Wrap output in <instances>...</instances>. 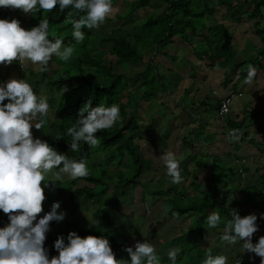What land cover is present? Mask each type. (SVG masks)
Returning a JSON list of instances; mask_svg holds the SVG:
<instances>
[{
  "label": "clouds",
  "instance_id": "clouds-1",
  "mask_svg": "<svg viewBox=\"0 0 264 264\" xmlns=\"http://www.w3.org/2000/svg\"><path fill=\"white\" fill-rule=\"evenodd\" d=\"M57 6L61 12L72 9L67 12L65 23L71 25V34L77 43L85 39L82 29H98L118 11L113 0H0V8L19 10L26 15L51 12ZM79 13L82 15L76 18L75 14ZM49 28L48 19H40L38 26L30 30L21 27L17 19H0V65L29 62L44 72L53 57L68 62L75 47L65 46L58 38L50 39ZM255 76V67L248 65L245 83H251ZM65 91L67 89L62 88L61 94ZM50 110L47 97L37 95L25 79L10 78L0 84V212L8 218V224L0 227V264H161L156 247L147 240L136 242L133 247L126 244L124 251L129 259L125 260L116 258L104 236L81 238L75 232L68 233L67 243L63 236H58L53 245L58 255L49 258L44 244L50 223L63 220L64 214H58L60 204L55 202L51 210L41 216L47 199L45 188L49 184L56 186L55 181H61L64 176L75 180L90 174L86 160L58 153L47 142L34 138L31 130L45 126ZM223 110L227 112V106ZM119 121L117 104L92 107L89 100L80 108L74 124L67 128L70 151H79L81 143L98 146L97 133L111 129ZM240 135L239 130H229L227 138L236 142ZM160 159L171 182L181 183L183 177L176 155L169 151ZM49 175L53 180L45 183ZM257 219L255 214L241 217L232 210L220 239L233 245L242 241L243 253L254 254L260 258V264H264V236L255 244L252 242L259 230ZM260 219H264V215ZM206 223L209 228H217L221 223L220 213L211 212ZM180 251L178 247L168 250L169 264H178ZM203 264H229V261L223 254L209 253Z\"/></svg>",
  "mask_w": 264,
  "mask_h": 264
},
{
  "label": "rangeland",
  "instance_id": "rangeland-1",
  "mask_svg": "<svg viewBox=\"0 0 264 264\" xmlns=\"http://www.w3.org/2000/svg\"><path fill=\"white\" fill-rule=\"evenodd\" d=\"M133 0H115L113 2L114 6L118 8V11L115 12L110 18H108L105 23L98 29H93L92 32L95 34L92 38V41L98 43L101 39L102 33H105V35L110 34L113 30L121 29L123 31H127L131 34H133L132 28L133 23L131 22H138L142 19H144L149 12H156L159 13L163 10L164 5L161 2H153L152 6L143 10H137L133 11L130 14H126L128 5ZM216 1V0H214ZM219 9V21L224 23L230 30H235L236 35V47H237V55L239 58H249L254 56V48H257L259 46V40L257 37L253 36L251 34L252 31H250L252 26V21H246L241 23H235L233 19L230 16V10L225 9L224 7H220ZM6 11V12H5ZM13 11L12 9H2L0 8V19H3L5 16H2L3 13H6L7 15H10L9 13ZM19 13V12H18ZM19 14H16L13 16L14 19H17ZM23 14V18H24ZM206 21L208 25H211L214 23V20L211 19V17H206ZM50 28V39H53L57 37L58 39H61L64 42V37L71 36V32L68 31H58V28L60 26H55L54 24H49ZM130 34V35H131ZM90 38V39H91ZM70 40V39H69ZM87 42L86 38L81 43H77L76 41L71 44V46L75 47V53L73 57L68 62L61 61L58 57H53L52 61L49 62V65L47 66L48 73L51 72L52 79H49L47 76V70L44 72H40L39 74L45 79L43 88L47 92V99L49 104L51 105V110L48 114V116L45 118L46 123L45 126L42 127V132H46L47 130L52 129L53 127L56 128L55 124L64 123L67 119L65 118L64 121L61 119L62 115L64 114V106L70 103H73L75 99H77L81 91L77 90L75 91L74 83L72 82V77L78 76L82 71L77 70L76 64L78 63V57L82 56L86 52L91 51L92 45L88 44L87 47H84V44ZM64 44V43H63ZM65 46H69L67 43L64 44ZM94 50L95 53H97L100 50L107 49V45L100 46L95 45ZM143 59L146 61L147 59H150L153 55V49L148 48V50L143 54ZM98 57V56H97ZM112 61H115L114 57H110ZM154 63L159 66L158 73L163 75L172 76L171 77V83L168 81V79H165L167 83L161 82L160 84L154 83L151 85H145L140 86L138 88L137 93L142 96V94L146 92H151L152 89L155 91H159L158 94H153L152 96H148L145 98L140 99V95H131L130 96V104L133 105L135 101L138 102V104H141L137 107L134 117L137 118L138 125H139V131L136 132V134L133 133L134 138L129 142L130 147L124 143L121 142L118 144V146L121 147V149H115L110 148L107 150L102 149L101 141L98 146L91 147L92 154L91 156L86 160L87 166L89 168V173L91 176L95 179H100L101 177V171L104 170V181H111L113 180V183L116 182H125L126 180H134L133 176L138 175L139 177H136L134 183L124 184L121 186L120 184H117V188L115 189V196H113L112 189L113 185L110 186L109 192L104 195L100 200L99 204H95L94 201L90 200H84L83 197L76 200L73 203H70L66 197L63 196V194H54L53 187L54 185H50L45 188V195L47 199L43 203V207L51 208L52 204L55 202H58L60 204V208L57 210L58 214L63 213L64 218L63 220L68 222H76L77 220H82L84 223H82V226L85 228H102V226L97 223V220L93 217L95 211L100 208L101 212L103 210H109L110 204H112V207L110 209V216L112 217V222L114 223L113 226H115L116 229H121L126 233V236L130 237L132 242L128 241L127 246L133 247L134 244L137 242V237H140L139 242H143V240H147L149 236L152 234L148 231L147 227H141V225H145L148 223L149 220L153 218L154 215H157L156 213L152 214V216H147L148 219L145 221H142V219H145L144 216L140 214V216H132L130 218L129 214H124L122 210L119 209L130 207V212H133L134 207L137 202H139L140 199H143L144 196H148L150 198V203L154 202V194H152L156 189H161V186H159L160 182H154L153 179L150 181L148 180L151 175H154V173L161 174L166 172V167L164 165V162L162 159H160V156L164 153L169 152L168 146L172 147L175 151L174 154L176 157H181V154H184V156H187L189 154H192V149L196 148V144L198 142L202 143L204 140H207L209 143H211L212 137L223 131L225 135H223L224 143L229 144V140H226V136L228 137V133L223 129V122L218 120L217 117V105L215 103V95L212 93L214 91L217 92V94L220 92V94H226L225 92L231 91V85H223L224 80V74L223 71L215 72L216 70H212L211 73H206V71L200 72L202 76H199L198 71L194 70H188L186 67V64L182 63L180 64L178 60L174 62H168L167 60H164L161 57L154 56L152 58ZM80 63V62H79ZM78 63V64H79ZM114 63V62H113ZM51 65V66H50ZM81 65L84 67L83 73L86 77L91 78L95 82H101L103 80V77L97 74V71L94 68H91L89 65ZM81 66V67H82ZM166 66L171 68L170 73H166ZM49 68V69H48ZM166 68V69H165ZM146 69L145 63H136L134 65H131L130 67H118L113 66V72L116 74L123 75L122 82H125V80H129L127 85H131V83L139 82L142 83V79L139 81L135 75L137 73H141ZM184 69V70H183ZM183 70V71H182ZM186 74V75H183ZM206 73V78L202 81L201 77H204V74ZM208 74V75H207ZM261 75H264V69L261 71V73L256 71V76L258 77V82L263 83L264 85V79H262ZM66 76L65 78L69 77L71 80L69 83H65L62 85H58L57 81L62 77ZM195 76V77H194ZM68 78V79H69ZM48 81L50 83L48 84ZM231 81L235 82V76L231 77ZM121 82V83H122ZM42 85V81L40 82ZM40 83L38 85L40 86ZM124 84V83H122ZM35 83L32 84L34 86ZM127 85H117L116 90L120 91L122 88H124L123 93L124 95H128L130 92V89L127 88ZM169 85V87H168ZM132 86V85H131ZM137 86V85H136ZM166 87V92H162L163 87ZM239 88L243 87L241 85H238ZM66 88L67 91H65L63 94H61V89ZM135 87H132L131 90L135 91ZM227 88V90H226ZM229 89V90H228ZM174 91L177 93L176 97H173V94H171L169 91ZM83 93L85 91H82ZM185 92V93H184ZM255 97V102H259L256 109L261 108L264 106V92L260 96H253ZM250 96L248 94L242 95L241 97H236L233 99L231 103V115H241L242 111L244 110V107L248 105ZM258 100V101H257ZM201 102L203 103L200 104ZM106 106L105 104H103ZM129 111V108L127 109V112ZM229 114V115H230ZM183 118V123H185V118L187 119H194L197 122H190L193 123V129L197 127L198 123L205 124V122L209 121L211 118L210 125L207 126L206 131L209 130V133H212L213 135L206 136V133H203L202 130H195L194 133H190L188 129H186V126L183 130L174 132L175 130V120ZM219 121V122H218ZM197 123V124H196ZM260 124H264V117L262 115L257 116L256 118V125L255 127L260 126ZM116 125V124H115ZM189 126V125H188ZM205 127V126H204ZM59 128V127H58ZM223 129V130H222ZM37 131L36 129H34ZM249 130V129H248ZM247 130V131H248ZM56 133L59 130H55ZM38 132V131H37ZM253 132H255V128L253 129ZM52 133V132H51ZM177 133V134H175ZM190 133V134H188ZM250 133H247L248 139ZM129 136V133H126L124 135V139H127ZM185 138L186 142H190V148L187 146H184V140ZM251 137L253 138V141L255 142L254 146L251 144L254 148L264 146V134H261L260 136H256V134H252ZM36 138H39L38 135H36ZM175 138L178 139V142L176 143L177 146H174ZM190 139V140H189ZM245 140H239L236 142H231L229 146L233 149L231 150V156L236 155V150L234 148V145H239L238 148H249L251 147L246 146L249 142ZM183 140V141H182ZM257 143V144H256ZM263 143V144H262ZM250 144V143H249ZM134 147L136 153L139 154V157L141 158L138 162L135 161L137 159L136 154H131L130 148ZM154 149H157L161 154L157 160L152 161V159L148 156L149 151H153ZM171 149V148H170ZM183 149L186 151H183ZM197 150V149H196ZM121 152L124 154L121 155ZM156 151L153 153L155 154ZM259 154H264V151L259 152ZM256 154V155H259ZM111 157V159H110ZM109 158V160H108ZM207 156H199L197 159V164H201L204 166L205 163H208ZM181 160V159H180ZM120 162V164H118ZM250 161L252 162V158H250ZM111 162V163H110ZM108 163V164H107ZM215 169L213 170V173L215 174L214 180L215 184L211 186V192L214 193L217 196H229L234 195L235 192L238 190V184L243 183L246 184V186H249L245 191V193H248L250 198H261V184H259L258 176L253 173L255 171L254 167H250V164L246 163L244 161L242 169H243V176H241L237 171L240 169V164H236L233 159L226 158L221 159V161H218L215 164ZM250 167V168H249ZM139 170V171H138ZM208 173V172H207ZM210 176L212 175V171H210ZM164 177L168 179L164 174ZM254 178V181H248L249 179ZM68 176H64L61 181H55L56 182H63L66 181ZM133 178V179H132ZM263 179V178H262ZM261 179V180H262ZM53 180V177L49 175V177L45 180V183H49ZM111 183V184H113ZM83 185V184H82ZM199 186H195L193 188H198ZM227 187V190H224ZM252 187H255L252 188ZM216 189V192H215ZM157 191V190H156ZM190 191V190H189ZM142 192V193H141ZM202 192L203 191L202 189ZM264 192V190H263ZM193 193V192H192ZM214 194H212L209 198L210 203H214ZM182 195L186 196V194L182 191ZM180 194V196H182ZM174 200L170 203L169 206H166V211L169 210L170 214H176L175 219L177 218H184L191 216L192 218L196 217V213L194 211L187 213V211H183V209L189 208L187 206H191L193 200L190 201H181L178 197H173ZM179 200H177V199ZM232 198V197H231ZM231 200L228 199V203L230 204ZM142 203V201H140ZM207 203V202H206ZM173 204L176 206H179L181 209V214L183 216L179 217L177 216V209H174L173 212H171V209L173 207ZM205 204V203H204ZM143 203L141 204V206ZM116 207V208H115ZM112 210V211H111ZM200 208L198 207L196 212H198ZM236 210V209H235ZM238 212V210H236ZM138 211H134V213L139 214ZM187 213V214H184ZM193 213V215H192ZM130 218V219H129ZM142 222V223H141ZM145 222V223H144ZM130 226V230L127 228ZM132 226V228H131ZM138 228V229H137ZM133 229V230H132ZM187 233V232H185ZM184 233V234H185ZM136 234V235H135ZM131 235V236H130ZM137 236V237H136ZM156 236L158 237V247H157V254L161 258V264H169L168 261L165 263L163 260L167 257L165 252V245L162 242L163 235L159 232H156ZM195 240L199 241V239H193L190 240L189 238L187 240L182 241L183 249L182 254L178 256L182 261H184V258L187 256L194 257L195 251H199L200 254H203V257L200 262H203L206 256L204 255L207 253V248H196L194 246ZM178 242H174L173 246H176ZM224 244L226 242H220L217 244ZM169 246V245H168ZM182 248V246H181ZM196 248V249H195ZM179 262V261H178ZM180 263V262H179ZM183 263V262H181ZM246 264V263H245Z\"/></svg>",
  "mask_w": 264,
  "mask_h": 264
},
{
  "label": "trees",
  "instance_id": "trees-1",
  "mask_svg": "<svg viewBox=\"0 0 264 264\" xmlns=\"http://www.w3.org/2000/svg\"><path fill=\"white\" fill-rule=\"evenodd\" d=\"M113 2H115V0H113ZM153 2L163 3V10L159 13L151 11L144 19L135 23L131 22L133 23V34L121 29H116L108 35H105V33L100 34L101 39L96 43L92 41L91 38L95 35L92 32L93 29H82V31L85 32V38L87 40L84 47L86 48L88 44L92 45V47L90 52H86L78 57V63H80L76 64L77 70L82 72L78 74V76L72 77L75 91L80 90L81 94L73 103L63 107L64 114L61 119L63 121L65 118L67 119L64 123L59 121V123L55 124L56 128L53 127L47 130L48 134L41 131V140L47 142L51 147L57 150L58 153L66 154L70 158L76 160H87L91 156V146L84 143H81L79 151L71 152L69 145L71 143V138L67 135V128L74 124L80 108L89 100H91L92 107H96L99 104H105L106 107L117 104L120 108L121 121L117 122L111 129L97 133V138L101 141L102 149L107 150L113 147L115 149H121V147L118 146L121 142L126 143L129 147L131 146L129 142L131 141L132 144V140L135 136L133 133L136 134V132L139 131L138 121L137 118L134 117V114L141 102L138 104V102L135 101L134 106L132 104L129 105L131 102L130 96L140 95L137 93L140 86H147L154 83L160 84L164 82L165 79H168L171 83L172 76L158 73L157 69L159 66L152 61L154 56L161 57L168 62L178 60L180 64H186L188 70L198 71V74H201L200 72L202 71H206L207 73L212 70H223V85H231V93L235 94L237 97L242 96L243 89L239 88L238 85L244 86L248 65L254 66L256 71L264 69V0H133L128 5L126 14L149 8L152 6ZM220 7L230 10V16L235 23L252 21L250 29V31H252L251 34L259 40V46L254 48L253 57H238L235 33L218 20V8ZM68 11H72V9L61 12L57 6L51 12L41 11L34 15L27 14L28 27L31 29L32 27L38 26L40 19H48L49 24L60 26L58 31H68L72 33L71 25L65 23ZM79 15H82V13L75 14V17L78 18ZM206 17H211L214 23L208 25ZM55 39H57V37L52 40ZM74 42L75 40L72 34L69 37H64V44L67 43L71 45ZM95 45H107V49H102L95 53L94 50H99L95 49ZM148 48L153 49V55L150 59L145 61L143 59V54ZM110 57H114L115 61H112ZM143 62L146 65V69L135 75L139 81L142 79V83H131L132 86L130 84L128 86L127 83L129 80L128 82L127 80L122 82L123 75L113 72V66L127 68L136 63ZM81 63L94 68L97 74L103 77V80L101 82H95L91 78L86 77L83 73L82 69L84 67ZM166 68V73L172 71L171 68L167 66ZM183 75L186 74L182 73V76ZM233 76H235V82L231 81V77ZM65 77L66 76H62L57 81L59 86L70 82L71 79ZM201 78L202 81L205 79L204 77ZM49 79H52V77ZM255 81L256 77L253 78L250 86L255 84ZM121 82L130 89L128 95H124V88H122L121 92L116 90L117 85H124ZM49 83L50 82H48V84ZM165 83L167 82L165 81ZM132 87H135L134 89L136 90L132 91ZM82 91L85 92L83 93ZM152 91H154V89L149 93L145 91L142 96L140 95V99L159 93V91H155V93ZM161 91L165 93L166 87L164 86ZM169 92L173 94V97H176V92L172 90ZM202 103L203 102L200 104ZM247 106L244 107L242 117L239 120L227 118L223 121V129L226 132H229V130H239L241 134L239 140L242 141L248 139L247 130L252 126L255 127L257 116L262 115L264 117V106L259 110H254L251 106ZM128 108L129 111L127 112ZM255 128L256 132L264 133V124H260V126ZM56 129L59 130L57 133L55 131ZM126 133H129V136L127 139H124ZM33 134H35V132ZM226 140H228V138ZM247 141L255 145L252 139H248ZM130 150L131 154H136L137 159L135 161L138 162L141 159L138 154L139 152L136 153L138 150L135 151L134 147H131ZM123 154L124 153L121 152V155ZM120 162L121 161H119L118 164H120ZM104 173L105 171L102 170L100 179H95L89 174L85 178L56 182V186L53 187L52 192L54 194H63L70 203L83 197L84 200L94 201L95 204H99V200L111 189L110 186L113 185L112 189H114V191L112 194L115 196L117 184L121 183L122 186L125 183H134L136 177L139 176L138 173V175L133 176L134 180L113 183V180L112 182L104 181ZM263 190L264 182L261 183V195H264ZM262 199L264 203V198ZM111 207L112 204H110L109 210L105 209L102 212L101 209L98 208L93 215L102 228H85L82 226V223H84L82 220H77L76 222H68L65 220L51 222L50 231L47 233V239L44 244V247L48 250L49 258L58 255L53 247L57 237L63 236L65 238V243H67L68 233L75 232L81 238L88 235L97 237L104 236L109 240L116 258L128 260L129 257L124 251V249L127 248V236L124 231H120L113 226L114 223L110 216ZM246 209L248 210V208ZM50 210L51 208L43 207L41 216ZM192 210H194V208L189 207L183 209L185 212ZM230 218L231 217H229V219ZM199 219L204 222L201 216ZM7 224V216L3 214V212H0V227H4Z\"/></svg>",
  "mask_w": 264,
  "mask_h": 264
},
{
  "label": "crops",
  "instance_id": "crops-1",
  "mask_svg": "<svg viewBox=\"0 0 264 264\" xmlns=\"http://www.w3.org/2000/svg\"><path fill=\"white\" fill-rule=\"evenodd\" d=\"M9 14L10 15L6 16V13H3L2 16H5L3 19L11 20L13 19L14 15L19 14L18 15L19 17L17 18V20L20 21L21 27H23L26 30H30L27 24L28 16L26 14H24L25 16L24 18H23V13L19 10H13ZM231 31L236 33L234 29ZM51 62L53 61L51 60ZM219 71H223V70H216L215 72H219ZM261 71H257V72L261 73ZM40 72L41 71L39 70V66L32 65L29 62H25L24 64H22V68L20 67V64H18V62L13 63L10 66L0 65V84L7 82V80H9L10 78L25 79L28 83L31 84V86L33 83H35V85L32 87L34 91L37 93V95L47 97L46 96L47 92L43 88V86H45L47 83L44 84L45 79L39 74ZM211 72L212 71H208V73H211ZM46 73H47L48 78L52 77L51 72L48 73V70H47ZM199 76H202V75L199 74ZM205 76L206 75L204 74V78L207 77ZM261 76H262L261 78L264 79V75H261ZM258 80H259L258 77H256V81H255L256 83L251 85L252 87L250 86V83L248 84L245 83L243 86V92H242V95H244L245 93L250 96L248 105L251 106L254 110L260 109V108L259 109L255 108L257 104L260 103V101L255 102V97L253 96L254 95L260 96L264 92V85L261 82L259 83ZM41 81H42V85L40 83ZM38 83H40V86L38 85ZM231 92L232 90L225 92L226 94H220V92L217 94L216 91L212 92L215 95L216 105H217V100L219 97H224L225 95H228ZM5 103H7V101H5ZM241 117H242V114L241 115H238V114L231 115L230 114L228 116V118L230 119H237V120H239ZM182 120L183 118H179L175 120V130L176 131L174 132H178V131L181 132V130H183L187 124L186 129L189 128L188 131L190 133H194L195 130H202L203 133H206V136L210 134L213 135L212 133H209V130L206 131L207 126L210 125L211 118L209 119V121L205 122V124L196 123L197 127L195 129H193L192 127L193 123H190V122H197L195 118L191 120L188 118L187 119L185 118L186 124H184ZM254 128L255 127L252 126L247 131L248 133L251 132V134L249 135V138L252 140H253V138L251 137L252 134H256L257 137L260 136L261 134H264V133L256 132V128H255V132H253ZM34 129L35 128L31 130L32 134L35 132V134H33L34 138H36V135H38L39 139H41L42 129L37 130L38 132L35 131ZM223 135L225 134L223 133V131H221L217 135L215 136L213 135L214 137L210 138L211 143H209L207 140H204L202 143L198 142L196 144V148L191 150L193 152L192 154H189L187 156H184V154H181L182 155L181 157H176L178 161L180 162L181 176L183 177L181 183L179 184L172 183L171 178L167 175V172L161 173L159 174V176L156 173H154V175H151V177H149L148 180L150 181L151 179H153L154 182H160L159 186H161V189H156L157 191L155 190L152 193L154 194L153 203L149 202L150 198L148 196H144L142 194L144 198L140 199L139 202L136 203L133 212H130V207H127V206L122 209H119V207H117L118 210H122L125 215L129 214L130 218H132V216L133 217L140 216L141 214L142 216L145 217V219H142V221H145L146 219H148L147 216H150V215L152 216V214L156 213L157 215H154L153 218L148 221V223H146L145 225L144 224L141 225V227H144V229L145 227L150 229L148 231L152 235L149 236L148 241L152 243L156 247V249L158 247V241H157L158 237L156 236V232H159L160 234L163 235L162 242L166 246L165 247L166 250L163 253L167 254L169 249L178 247L181 250L179 255H181L183 252L182 249L184 245V243L182 244V241L187 240L188 238L190 240L198 238L199 241L195 240L194 246H196V248L197 247L204 248V249L207 248V253L204 254L205 256H207V254L209 253H211L212 255L223 254L228 257L229 264H234L236 258L243 254V250H242L243 242L241 241L234 245L228 244V243H224V244L220 243L218 246L217 244L221 240L220 237L224 234L223 232L224 224L226 223L227 220H229V217H231V211L235 209L238 210V214L241 217L249 215V214H255L258 217L256 223H257L259 230L254 234L252 238V242L254 244L258 241V239L261 236H264V219H260V216L264 215V203L262 202L263 200L262 198H264V195H262L261 198H257V199L250 198L248 193H245L244 191L247 188H249V186H246V184H243V183L238 184L237 192H235L233 196L230 195V197L229 196H217L214 193H212L210 189L211 186L215 184V180H214L215 174L213 173V170L215 169V166H216L215 164L218 161H221L222 158L223 159L230 158V159H233L236 164L237 163L240 164V169H238L237 172L241 176H243L244 174L242 166H243L244 161H246V163L250 164V167L252 166L255 168V171H253V173H255V175L258 176L257 178L259 179V184L264 182V154H259V152L264 151V146L260 147V145H258L259 147L254 148L251 145L252 143L250 144L248 143L246 144V146L251 147V149L249 148L243 149V148H238L239 145H234V148L236 150V155L231 156L230 152L233 149V147L231 148L229 146L231 142H229V144L226 142L224 143ZM183 140L182 141L184 142V146L185 147L187 146L188 148H190V142H186L185 138ZM177 142H178V139L175 138V142L173 145L177 146L176 144ZM167 148L168 150L174 153L175 150L172 147L168 146ZM154 151H156L155 154L153 153ZM183 151L186 154V151L184 149ZM160 154L161 153L157 149H154L153 151L148 152V156L152 159V161L157 160ZM256 154H259V155H256ZM201 155L207 156L206 159L208 163H205L204 166L201 164H197V159ZM250 158H252V162L250 161ZM210 171H212L211 176L209 175ZM164 174L169 178L166 179V177H164ZM69 179L70 178H67V180ZM248 181H254V178L251 177V179H249ZM195 186L196 187L199 186V187L193 188ZM252 188L255 189V187H252ZM202 189L205 192H202ZM224 190H227V187ZM182 191L186 194V196L182 195ZM215 192H216V189H215ZM180 194L182 196H180ZM212 194H214L213 204L209 202V198ZM177 195L181 201L182 200L183 201L193 200V202L191 203L192 205L187 206V207L194 208V210L192 211H194L197 214L195 218H192L191 216H189V217H184L182 219L180 218L175 219L174 214L172 213L170 214L169 210L166 211L165 209L166 206L170 205L167 203L172 202L174 200L173 197H177ZM228 199L231 200L230 204H227ZM140 201H142L143 203L142 206H141L142 203H140ZM249 203H252V204H249ZM198 207L200 208V210L196 212L195 210H197ZM177 208H180V207L173 204L171 212H173L174 209H177ZM246 208H248V210ZM181 209H177V216L179 217L183 216V214H181L180 212ZM138 210H139L138 212L139 214L134 213V211H138ZM213 211H218L221 215V223L217 228H209L206 223L207 216ZM189 212L187 213L189 214ZM187 213H184V214H187ZM200 216L202 217V219H204V222H202L201 219H199ZM128 229L130 230V226L127 228V230ZM118 230L121 231V229H118ZM140 239H141L140 237H137L136 241L139 242ZM128 241L132 242L129 236L127 237V242ZM174 242H178L176 246H173ZM244 254H246V257L241 264H245V263L246 264H260L259 257H256L252 253L245 252ZM202 258H204L203 254H200L199 251L197 252L195 251L194 257L187 256L186 258H184V261H182L179 257L178 261L180 263L178 262V264H203V262H200ZM163 261L166 263L168 261L167 257Z\"/></svg>",
  "mask_w": 264,
  "mask_h": 264
},
{
  "label": "built area",
  "instance_id": "built-area-1",
  "mask_svg": "<svg viewBox=\"0 0 264 264\" xmlns=\"http://www.w3.org/2000/svg\"><path fill=\"white\" fill-rule=\"evenodd\" d=\"M20 67L22 68V64H20ZM237 96L233 93H230L228 95H225L224 97H219L218 100H217V117L218 119H220V121H225L230 112H231V103L233 101L234 98H236ZM227 106L228 108V111L225 112L223 109L224 107ZM241 172V171H240ZM244 254V253H243ZM240 255L236 258L234 264H236V261L240 260L241 263L244 261L245 257H246V254L244 255Z\"/></svg>",
  "mask_w": 264,
  "mask_h": 264
}]
</instances>
